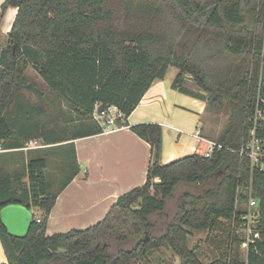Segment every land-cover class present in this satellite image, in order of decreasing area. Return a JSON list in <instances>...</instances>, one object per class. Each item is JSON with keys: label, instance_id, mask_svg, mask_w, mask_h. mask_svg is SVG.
<instances>
[{"label": "trees", "instance_id": "trees-1", "mask_svg": "<svg viewBox=\"0 0 264 264\" xmlns=\"http://www.w3.org/2000/svg\"><path fill=\"white\" fill-rule=\"evenodd\" d=\"M7 6L17 7V13L4 47L0 42L5 148L22 147L30 138L60 141L47 136L36 106H16L22 91L38 93L27 82L30 61L79 119L94 123H88L89 134L101 131L91 118L96 102L116 105L128 125L126 118L170 65L178 68L172 88L205 101L206 109L226 104L229 115L210 156H205L209 142L201 139L193 153L166 163L160 161L161 125H129L151 147L145 182L119 195L101 220L83 229L45 233L60 190L48 188L46 159L31 157L28 185L0 180V210L20 203L43 215L39 222L33 218L22 238L8 234L0 218L7 256L1 264H131L163 246L186 264H264V153L252 165L245 149L254 124L255 137L264 141V0H5L2 9ZM185 75L196 90L187 86ZM256 109L263 114L254 123ZM77 131L72 137L82 134ZM181 183L201 190H185L164 230L153 233L151 215L164 212ZM249 183L258 201L259 238L248 244L242 260L245 232L238 227L244 229L245 212L237 202L247 198ZM191 230L220 233L212 236L221 249L211 261L189 247ZM125 243L131 246L120 248ZM113 245L118 248L110 253Z\"/></svg>", "mask_w": 264, "mask_h": 264}, {"label": "crops", "instance_id": "crops-1", "mask_svg": "<svg viewBox=\"0 0 264 264\" xmlns=\"http://www.w3.org/2000/svg\"><path fill=\"white\" fill-rule=\"evenodd\" d=\"M4 1L0 0V42L6 39L17 13L15 6H7L3 10ZM169 67L163 78L152 82L138 105L126 118L128 125L118 126L106 133L98 131L89 134V124L84 122L80 126L82 134L66 140L67 142L49 143L43 140L44 143H39L37 140V145L32 148L38 149L31 152L28 147L5 148L0 143V180L7 178L22 185L29 183L27 163L33 156H41L47 162L53 161L57 166L55 171L61 177L64 172L60 163H65L63 149L65 143H72V165L68 166L70 172L64 173L65 179L47 217V235L72 228L83 229L98 222L119 195L145 182L151 147L146 140L132 131L129 125L143 122L161 125V163L193 153L201 139L209 142V149L214 147L220 135L215 140L214 135H211V138L207 132L206 119L203 117L207 111L205 101L172 88L178 68L174 66L176 70L169 72ZM16 106L23 110L30 108L31 102L21 95ZM188 115L191 119L194 117L192 121L195 120V130L181 135L182 132L177 126L187 125ZM62 143L63 148L59 146ZM56 150L58 152H54ZM66 150L71 152V148ZM48 169L49 167L45 168L46 180ZM256 202L258 205L257 199ZM237 203L240 210H247L248 196ZM30 211L37 218L43 215V211L38 207H31ZM6 262L7 256L0 239V264Z\"/></svg>", "mask_w": 264, "mask_h": 264}, {"label": "rangeland", "instance_id": "rangeland-1", "mask_svg": "<svg viewBox=\"0 0 264 264\" xmlns=\"http://www.w3.org/2000/svg\"><path fill=\"white\" fill-rule=\"evenodd\" d=\"M2 47H4V41L1 42ZM23 59L20 60V65L22 66ZM26 77L27 82L31 83L35 88H37L38 93H33L29 91H22L21 95L25 98H28L31 102L32 106H36L39 110V119L40 123L46 127V133L48 137H57L59 138L60 142L66 140H70L73 138L72 134L78 130L81 129V124L85 121H82V119H79L74 112L71 110L69 105L64 101L62 97L57 95L55 92L51 91L47 85L44 83L40 75L38 74V65L33 64L31 61L29 63H26ZM176 70V68L171 65L169 67L168 71L173 72ZM186 84L189 88L196 90L197 88L193 85L191 82V78L189 75H185ZM228 115H229V107L226 104H223V107L219 110H214L212 108H207L206 113L203 117H205L206 126L208 129L209 136L214 135L215 140L222 132L224 126L228 123ZM188 124L183 126H177L178 129L182 132L181 135H184L185 133H192L195 130V120L194 117L191 119L190 115H188ZM86 124L89 123L91 126L94 125L92 121H86ZM77 131V132H78ZM74 133V134H75ZM188 136V135H187ZM213 138V136H211ZM39 141V143H44L43 138H30L26 141H24V147H28L29 151L37 150L38 148H32L33 146H36V141ZM44 140V141H43ZM65 149H63L65 152H63V160H65V163L62 161L60 163V168L65 173L70 172L69 165H72V143H65ZM60 147H64V143L62 145H59ZM60 147L58 149H60ZM71 148V152L66 150ZM57 149V150H58ZM54 152H58V151ZM53 152V153H54ZM47 167H49L47 171V183L48 188L51 190V192H55L60 189L61 183H63L65 179L64 173L62 176H58L56 165L53 164V161L48 160ZM72 169V167H71ZM187 190L193 193H197L201 190L199 186L195 185H187L184 183L179 184L175 191L174 195L170 198H168L166 207L163 213L161 214H152L151 219L154 221L155 227L152 229V232L155 234H160L161 231L164 230V226L168 220L171 219V217L177 212L178 210V203L181 201L182 193ZM248 193V192H247ZM133 206L137 207L138 203L134 204ZM80 208V207H79ZM246 210V209H245ZM244 210V211H245ZM256 211V209H254ZM238 230L242 232L244 230L241 226L238 227ZM245 232V231H244ZM215 234H219L218 232H215L214 230L209 232L208 230H191V234L188 237V245L189 247H193L195 250H197V253L200 255V258L204 262H209L211 259L218 255L215 252L219 249H221L220 244H217L214 237ZM148 235V234H146ZM131 246L130 243H125L120 246V248H129ZM118 247L113 245L112 249H110V253L115 251ZM61 253H63V249H60ZM218 252V251H217ZM222 252V251H221ZM240 253H241V259L243 260L246 256V249L242 245L240 246ZM216 254V255H215ZM50 264H55V262H52ZM131 264H186L182 258H180L178 255H176L173 250L169 246H163L160 249L153 250L150 252L148 259H142V260H134Z\"/></svg>", "mask_w": 264, "mask_h": 264}, {"label": "built area", "instance_id": "built-area-1", "mask_svg": "<svg viewBox=\"0 0 264 264\" xmlns=\"http://www.w3.org/2000/svg\"><path fill=\"white\" fill-rule=\"evenodd\" d=\"M263 112L260 109H256L254 115V123L260 117ZM92 120L99 126L102 132H109L118 126H125V115L121 112L116 105L101 106L99 102H96L91 112ZM254 128L250 131L249 140L245 145L247 154L251 158V164L257 165L259 157L264 153V141L255 137ZM212 148H208L205 156H210ZM248 209L243 214L245 240L242 242V246L247 250L248 244L253 243L255 239L259 238V232L255 227L257 218V212L254 210L257 206L256 199L251 195V184L248 186ZM36 221H40V218L36 217Z\"/></svg>", "mask_w": 264, "mask_h": 264}, {"label": "water", "instance_id": "water-1", "mask_svg": "<svg viewBox=\"0 0 264 264\" xmlns=\"http://www.w3.org/2000/svg\"><path fill=\"white\" fill-rule=\"evenodd\" d=\"M0 218L8 234L22 238L28 232L34 216L26 205L9 203L1 208Z\"/></svg>", "mask_w": 264, "mask_h": 264}]
</instances>
